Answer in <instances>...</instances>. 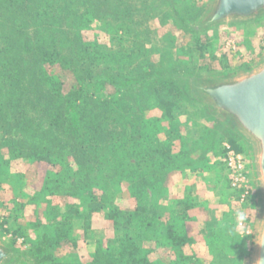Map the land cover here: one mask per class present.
Masks as SVG:
<instances>
[{"label": "rangeland", "instance_id": "rangeland-1", "mask_svg": "<svg viewBox=\"0 0 264 264\" xmlns=\"http://www.w3.org/2000/svg\"><path fill=\"white\" fill-rule=\"evenodd\" d=\"M182 1L130 0L128 5L133 8L137 6L135 9L139 11L144 36L143 49L150 50L147 61H136L141 71H148L154 65L157 73H160L162 70L159 68L172 66V79L169 80L173 84L164 85L157 79L154 88L165 98V106L175 110L173 122L178 123L176 128L181 137L175 139L173 152L178 153L182 140L186 143V154L179 155L186 163L167 173L168 196L160 202L166 206L165 217H171L176 232L186 237L183 245L177 249L189 260L185 259L181 264H251L262 215L252 149L227 121L207 108L195 93V81L227 78L261 63L264 60V14L250 21L203 27L201 24L214 0H187L200 9L197 18L179 16H182ZM9 16L5 7L0 5V23L11 25ZM117 23L116 18L92 19L88 28L82 31V37L85 41L105 43L111 38ZM34 29L28 27L22 30L24 38L20 56H10L3 51L4 40L0 37V75L5 74L6 70H22L19 65L22 58L29 61L27 68H31L26 70V76L34 71H38L39 77L43 75V66L32 63L34 57L31 49L26 48L30 42H34ZM6 58H10L14 70L9 66L3 68L2 60ZM162 58L165 62L161 61ZM111 65H114L113 71L117 73V64ZM103 67L101 65L96 70L101 72ZM49 71L54 72L53 69ZM41 80L37 77L22 79L25 88L15 95L17 88L12 90L0 81V102L6 120L15 128L12 119L13 103L17 100L15 96L19 98L22 116L18 133L15 132L16 128L13 129L18 137L16 140L22 144V155L13 157L9 148L0 147V241L14 252L7 264H35L25 252L30 240L38 238L41 229L52 232L55 218H59L71 202H79L76 195H66L56 185L62 179L67 185L76 186L74 176L66 177L63 172L55 181L54 175L61 171V166L32 157L36 148L31 147L38 146L42 154L55 156L73 169H76L78 161L86 167L93 165L85 158H78L74 151L78 116L74 105H62L65 124L61 129L48 126V111L44 108L47 96L42 83L39 84ZM119 82L126 87V94L136 87L133 80ZM69 84L63 86L68 88ZM151 95L154 96L153 92ZM126 103L130 105L131 100H126ZM160 114L159 109L147 113ZM129 126L127 124L128 131ZM224 143L236 147L245 158L251 185V193L246 201L240 202L238 191L230 187L224 162ZM112 200L121 209L134 207L126 182L119 185ZM184 201L193 203L186 210L185 218L176 212L182 208ZM106 211L103 208L101 212L92 213V225L85 234L82 219H76L73 235L77 239V247L70 244L56 247L53 250L55 257L71 264H85L94 251L96 241L112 234L105 219ZM240 211L246 214L243 221L237 215ZM42 226H45L44 229ZM165 254L164 247L158 245L149 252L148 258L153 264H161Z\"/></svg>", "mask_w": 264, "mask_h": 264}, {"label": "trees", "instance_id": "trees-1", "mask_svg": "<svg viewBox=\"0 0 264 264\" xmlns=\"http://www.w3.org/2000/svg\"><path fill=\"white\" fill-rule=\"evenodd\" d=\"M129 3L130 0H0L11 22V25L0 23V37L4 40L1 49L10 56H20L22 30L34 27V42L26 48L31 49L32 63L44 68L40 77L34 70L26 76V70L31 68H27L29 61L22 58L19 63L22 70H6L0 75V81L12 90L17 88L13 91L15 95L25 88L22 79H42L39 84L42 83L47 96L44 108L48 111V126L52 128L61 129L65 124L62 105H74L78 110L74 151L78 158L93 164L86 167L78 161L73 169L55 156L42 154L38 146L31 147L36 148L32 157L61 166V171L54 175L55 181L63 172L66 177L74 176L76 186L67 185L62 179L56 185L64 194L76 195L79 201L71 202L67 210L55 218L52 232L41 229L38 238L30 240L25 252L35 264H71L55 257L53 250L65 244L77 247L74 221L82 219L85 234L91 228L92 213L101 212L103 208L107 209L105 219L112 234L96 241L85 264H153L148 254L158 245L166 251L161 264H181L189 260L177 249L186 237L176 232L171 217H165L166 206L160 202L168 196L167 173L186 163L179 156L186 154L185 141H181L178 153L172 149L175 139L181 137L176 128L178 123L173 122L175 110L165 106V98L154 88L157 79L164 85L173 84L169 80L173 70L172 66H165L157 73L153 65L152 69L141 71L136 61H147L150 50L143 49L144 36L137 6L129 7ZM181 8L180 17H198L200 9L187 0L181 2ZM96 18L118 20L105 43L85 41L82 37V31ZM2 61L3 68L12 66L10 58ZM111 64H117V73ZM101 65L103 70L97 71ZM166 76L169 78L165 79ZM119 80L135 81L134 91L126 94L127 89ZM69 82L68 88L63 86ZM152 92L154 96H150ZM15 99L12 119L18 133L22 116L18 96ZM128 99L130 105L126 103ZM153 109H159L161 114L147 115ZM6 119L0 102V147L9 148L13 157H20L22 144L16 140L15 128ZM122 182L127 183L133 209H121L113 204L112 198ZM181 205L176 212L185 218L186 210L193 203L184 201Z\"/></svg>", "mask_w": 264, "mask_h": 264}, {"label": "water", "instance_id": "water-1", "mask_svg": "<svg viewBox=\"0 0 264 264\" xmlns=\"http://www.w3.org/2000/svg\"><path fill=\"white\" fill-rule=\"evenodd\" d=\"M264 14V0H214L202 26L243 22ZM195 93L250 145L261 198V223L251 264H264V60L252 69L211 81H195ZM14 252L0 241V264Z\"/></svg>", "mask_w": 264, "mask_h": 264}, {"label": "built area", "instance_id": "built-area-1", "mask_svg": "<svg viewBox=\"0 0 264 264\" xmlns=\"http://www.w3.org/2000/svg\"><path fill=\"white\" fill-rule=\"evenodd\" d=\"M224 150V162L228 171L230 187L238 191L240 202L246 201L251 193V185L245 158L229 143H224Z\"/></svg>", "mask_w": 264, "mask_h": 264}, {"label": "clouds", "instance_id": "clouds-1", "mask_svg": "<svg viewBox=\"0 0 264 264\" xmlns=\"http://www.w3.org/2000/svg\"><path fill=\"white\" fill-rule=\"evenodd\" d=\"M237 215L241 221L246 219V214L243 211L238 212Z\"/></svg>", "mask_w": 264, "mask_h": 264}]
</instances>
